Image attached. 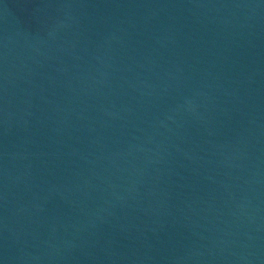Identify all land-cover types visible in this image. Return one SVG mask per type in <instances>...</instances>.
<instances>
[{
  "label": "water",
  "instance_id": "water-1",
  "mask_svg": "<svg viewBox=\"0 0 264 264\" xmlns=\"http://www.w3.org/2000/svg\"><path fill=\"white\" fill-rule=\"evenodd\" d=\"M0 264H264V0H0Z\"/></svg>",
  "mask_w": 264,
  "mask_h": 264
}]
</instances>
